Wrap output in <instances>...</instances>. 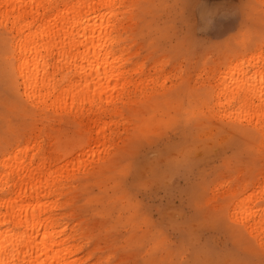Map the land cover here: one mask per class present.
Returning <instances> with one entry per match:
<instances>
[{
	"label": "rangeland",
	"instance_id": "rangeland-1",
	"mask_svg": "<svg viewBox=\"0 0 264 264\" xmlns=\"http://www.w3.org/2000/svg\"><path fill=\"white\" fill-rule=\"evenodd\" d=\"M120 11L125 79L95 108L23 95L15 33L0 20V198L18 195L16 165L46 161L62 165L47 167L63 186L48 200L75 234L72 264H264V233L236 211L244 199L264 208V127L227 116L260 100L221 93L223 77L264 72V0H124Z\"/></svg>",
	"mask_w": 264,
	"mask_h": 264
},
{
	"label": "bare ground",
	"instance_id": "bare-ground-1",
	"mask_svg": "<svg viewBox=\"0 0 264 264\" xmlns=\"http://www.w3.org/2000/svg\"><path fill=\"white\" fill-rule=\"evenodd\" d=\"M123 1L124 0H0V20L2 19L4 22L6 21L10 24V28L15 33L16 37L14 48L16 50L17 70L19 77L22 79V89H24L23 95L31 99V101L38 100V102H46L53 94L58 92L56 93L57 102L58 100H66L67 102V99H71L72 103L76 102V104H79L81 107V105L83 106L85 103H88V106H90L89 103L92 106L93 104H99L100 101L103 102V97L112 93L117 86L122 87V82L125 79L123 75H126V73L125 70H123L124 66L118 59L119 57L116 56L117 52L115 50V45L118 41L116 30L118 26L122 24L121 21L123 17H120V6ZM54 51L57 52L58 58L52 63L51 57L54 56ZM119 53L121 52L119 51ZM252 60H254L255 63L259 62L258 57L249 59L251 62ZM65 64L69 66L63 67ZM240 65H244V63H238L234 70H237ZM60 68H62V70L63 68L74 69L72 70L74 71V76H72V78L70 77L69 84L66 83V85L68 84L67 86L63 85V77L58 78L56 76ZM62 70L60 74L63 73ZM256 73H259V71L255 72L252 77H246L244 75V77L241 76L238 79H236L234 75L229 81L227 78L223 77L221 80V85H223L221 93L225 88V93H228L226 95L230 96L228 98L229 100L244 93L246 97L244 104L252 102L248 98L250 96L255 95L259 98L260 103L253 108L248 107L249 109L245 111L246 113L239 112L234 114L230 112L226 115L230 118L235 117L237 118L236 120L241 122L245 121L255 127H264V72H260L259 74ZM128 76L130 77V75ZM123 86H125V84ZM128 88L130 89V87ZM124 91H122V93ZM215 96L218 97V95ZM112 102L113 101L110 103ZM36 103L37 102H35L34 105H36ZM105 103L107 102L105 101ZM31 105H33V103ZM53 105H55V103ZM56 105L59 106L57 103ZM79 105L76 108L81 109ZM101 105L103 104L101 103ZM96 107V109H98L99 106ZM72 108L76 110L74 106L71 107V109ZM60 109L61 112H63L62 107ZM68 109H70V107ZM88 110H91V108ZM92 112L94 113V111ZM92 112L90 113L92 114ZM97 112L99 114L100 110ZM97 112L95 110L92 116ZM94 119H92V124ZM89 121H91V119ZM94 125L97 124L95 123L92 126ZM89 126L92 127L91 125ZM36 137L38 139V136ZM26 143H28V141ZM34 143L36 144V141ZM38 144L41 145L40 143ZM27 145L29 146V144ZM30 146L32 145L30 144ZM32 151H34V149ZM36 153L37 151L34 153L35 156H39V153ZM27 154H29L28 151ZM12 155H10L11 158ZM32 155L31 153L30 156ZM18 157L19 158H16L17 160L21 158L20 156ZM55 158L56 157H54L52 161ZM27 159L29 161V158ZM48 159L47 162H49ZM17 160L16 162H18ZM21 161L23 162L24 160ZM32 161L33 160H31L29 164L33 168H31L28 163V165H16L18 169L15 172L19 175L18 179L17 177L16 180L13 178L12 172H10L11 175L9 174L15 180L13 184H15L17 188L19 187V190H17L18 195L15 190L14 192L17 196L13 195V197L0 198V208L4 209L3 212H0V264H72V261L70 262L67 257H69L70 254L72 256V253L78 248L77 244H70L75 234L68 233V225L60 221L62 215L59 216V214L54 212L58 200L53 202L48 200L54 192L59 191V187L63 186L60 184L57 186L54 178H52L54 184L53 182H49V178L46 174L49 172L47 167L51 164L46 167L45 161L42 164H36L38 166L35 167L32 166L34 162ZM26 162L24 161V163ZM68 162H70V160ZM4 163L2 164L4 165ZM51 166L48 169H50V172L53 170L52 172L55 173L62 168V165L58 166V169L54 165L57 169L55 171L53 166V169H51ZM66 168L67 167L64 168L65 171H67ZM5 169L7 170L8 168ZM4 174L6 173L4 172ZM69 176L72 175L70 174ZM57 181L60 180H56V182ZM12 182L13 181L10 183ZM16 186H13V188L17 189ZM231 195L233 196V194ZM236 211L242 214L243 218L241 221L248 225L253 235L254 232L260 230L264 233V214L261 213V211L264 212V208L258 207L256 209L255 205H252V203L249 205V201L244 199L237 204ZM260 214L262 215L259 216ZM6 223H11L12 226L3 229L2 226ZM70 227L72 228V226ZM18 228L22 230H18ZM60 236L64 237L60 239ZM260 236H262V234H260ZM76 258V261L78 260L80 263L81 260L79 261V258ZM73 261H75L74 258ZM76 261L75 264H78Z\"/></svg>",
	"mask_w": 264,
	"mask_h": 264
}]
</instances>
